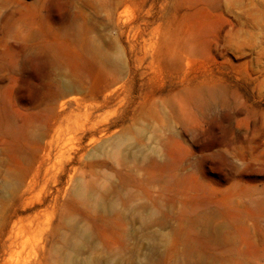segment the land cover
<instances>
[{
	"label": "rangeland",
	"instance_id": "obj_1",
	"mask_svg": "<svg viewBox=\"0 0 264 264\" xmlns=\"http://www.w3.org/2000/svg\"><path fill=\"white\" fill-rule=\"evenodd\" d=\"M0 264H264V0H0Z\"/></svg>",
	"mask_w": 264,
	"mask_h": 264
}]
</instances>
